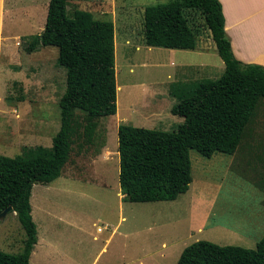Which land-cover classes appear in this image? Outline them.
I'll return each instance as SVG.
<instances>
[{
  "label": "rangeland",
  "instance_id": "1",
  "mask_svg": "<svg viewBox=\"0 0 264 264\" xmlns=\"http://www.w3.org/2000/svg\"><path fill=\"white\" fill-rule=\"evenodd\" d=\"M49 1L2 0V8L0 1V150L3 142L10 156L24 146L46 144L60 128L66 70L58 64L59 48L42 45L32 53L24 49L25 40L44 29ZM164 1L70 0V14L81 8L114 22L120 111L101 117L92 144L82 151L73 146L60 177L34 185L31 204L39 240L30 264H179L183 249L197 240L254 249L264 234V100L240 150L217 151L211 157L190 150L193 181L177 199H123L118 126L145 125L120 117L129 114L147 121L144 114L163 107L166 115L178 117L169 108L168 88L178 82L215 80L224 71L201 16L202 34L195 49L173 54L171 48L145 42V8ZM172 62L196 66L175 76ZM155 103L149 111L148 105ZM172 124L149 128L175 130L178 123ZM4 219V228L19 233L14 240L20 244L8 249L0 239V248L20 252L26 235L17 213L11 211Z\"/></svg>",
  "mask_w": 264,
  "mask_h": 264
},
{
  "label": "trees",
  "instance_id": "2",
  "mask_svg": "<svg viewBox=\"0 0 264 264\" xmlns=\"http://www.w3.org/2000/svg\"><path fill=\"white\" fill-rule=\"evenodd\" d=\"M69 2L50 0L44 29L24 43L28 53L42 45L58 46L66 88L59 100L60 128L51 146H24L14 156L0 153V213L12 205L26 235L20 252L0 249V264H30L39 240L32 215L34 185L60 177L73 146L78 144L82 151L92 144L101 117L117 113L114 22L81 8L70 14ZM198 16L210 29L224 71L215 80L171 86L177 98L171 112L184 117L175 130L118 126L119 181L125 201L177 199L193 181L191 149L208 157L217 151L234 154L251 133L264 100V66L235 56L220 0H167L147 6L144 40L151 46L195 49L202 34ZM178 263L264 264V234L254 249L197 240L183 249Z\"/></svg>",
  "mask_w": 264,
  "mask_h": 264
},
{
  "label": "crops",
  "instance_id": "3",
  "mask_svg": "<svg viewBox=\"0 0 264 264\" xmlns=\"http://www.w3.org/2000/svg\"><path fill=\"white\" fill-rule=\"evenodd\" d=\"M0 1H1V8H2V0ZM220 1L222 3L223 13L225 16V30H226L227 35L230 38L232 49H233L235 56L238 59L246 63H257V64L264 66V0H220ZM185 50H192V49L171 48V52L173 54L185 52ZM223 64L225 67L224 61H223ZM173 65L176 67L175 76L177 75L178 70L185 71L188 67L196 66L195 64H186L189 66L185 68L184 66L186 65L183 66L182 64H177V63L176 64L174 63ZM199 65L209 66L206 63H200ZM184 82H187V81H184ZM167 92H168L166 94L167 97L169 98V100L171 99L170 101L172 105L169 107L171 108L177 102V98L171 93V86L168 88ZM0 94H1V84H0ZM148 98L149 97H147V99ZM1 100L2 99L0 96V102ZM155 105H157V103L149 104L148 105L149 111L152 107H155ZM128 108L130 112L132 111V109L133 111H135L134 108L130 106H128ZM139 108L141 109V107ZM119 111H120V106L118 103V109L116 113L117 115L119 114ZM144 111L146 113V109H144ZM140 112H143V110H141ZM144 115L145 116L143 117L147 121H142L139 119H132V117L129 116V114L125 116L122 115V117L120 118L126 119L127 121H135L137 123H140L141 125H145V127H154V125L155 126L160 125L165 128L169 127L170 125L172 127L173 125L172 122L178 123L179 125L180 123L184 121V117L181 115L174 114V115H177L178 117L166 115V110H164V107L161 108V111L155 112L154 110L152 113L144 114ZM52 138L53 136L50 137L49 141L44 145L51 146ZM3 149L5 148L2 142L0 151L2 152ZM2 153L8 155L7 152L5 151ZM106 157H109V156L106 155ZM4 220L0 221V232H1L0 239L5 248L12 249L20 244L19 241L15 242L16 239L14 240L15 232L17 233V235L19 233L14 229H10L7 227L4 228ZM23 240L24 238H22V242ZM257 241H256V244H257ZM22 245L23 244H21V246Z\"/></svg>",
  "mask_w": 264,
  "mask_h": 264
},
{
  "label": "water",
  "instance_id": "4",
  "mask_svg": "<svg viewBox=\"0 0 264 264\" xmlns=\"http://www.w3.org/2000/svg\"><path fill=\"white\" fill-rule=\"evenodd\" d=\"M13 210V206L9 205L7 208H5L1 213H0V219H4L6 215Z\"/></svg>",
  "mask_w": 264,
  "mask_h": 264
},
{
  "label": "bare ground",
  "instance_id": "5",
  "mask_svg": "<svg viewBox=\"0 0 264 264\" xmlns=\"http://www.w3.org/2000/svg\"><path fill=\"white\" fill-rule=\"evenodd\" d=\"M118 89H120V86H118Z\"/></svg>",
  "mask_w": 264,
  "mask_h": 264
}]
</instances>
